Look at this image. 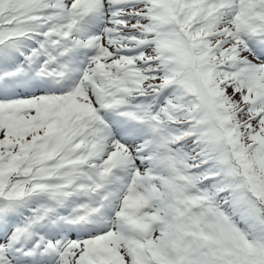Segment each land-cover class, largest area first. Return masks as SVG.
Segmentation results:
<instances>
[{
    "label": "snow or ice",
    "instance_id": "snow-or-ice-1",
    "mask_svg": "<svg viewBox=\"0 0 264 264\" xmlns=\"http://www.w3.org/2000/svg\"><path fill=\"white\" fill-rule=\"evenodd\" d=\"M0 264H264V0H0Z\"/></svg>",
    "mask_w": 264,
    "mask_h": 264
}]
</instances>
